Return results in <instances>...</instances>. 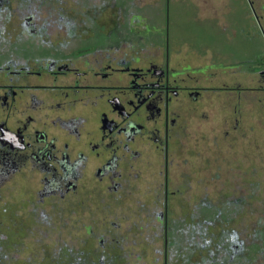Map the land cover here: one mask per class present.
Here are the masks:
<instances>
[{
	"label": "rangeland",
	"instance_id": "1",
	"mask_svg": "<svg viewBox=\"0 0 264 264\" xmlns=\"http://www.w3.org/2000/svg\"><path fill=\"white\" fill-rule=\"evenodd\" d=\"M65 38L81 43L69 48L74 54L104 65L144 67L168 54L187 66V86L215 89L172 101L169 116L191 129L186 164L171 171L166 234L156 151L142 152L124 177L130 183L113 193L88 163L74 193L48 192L49 174L25 163L3 181L0 171V264H264V0H0V95L9 69L32 61L45 71L63 54L51 44ZM101 64L97 71L108 72ZM111 75L94 81H128ZM29 79L54 83L46 73ZM77 106L52 108V126L77 128L66 117L85 114L92 132L78 145L89 149L106 104ZM66 138L77 146L76 133Z\"/></svg>",
	"mask_w": 264,
	"mask_h": 264
},
{
	"label": "flooded vegetation",
	"instance_id": "2",
	"mask_svg": "<svg viewBox=\"0 0 264 264\" xmlns=\"http://www.w3.org/2000/svg\"><path fill=\"white\" fill-rule=\"evenodd\" d=\"M76 39L65 38L51 44L55 48L58 47L56 44H60L63 54L62 57L49 58L45 66H40L45 71H33L32 61L26 68L17 65L20 76L11 71L9 65L6 66L10 81L2 86L3 93L0 95V171L6 174L1 181L29 163L28 166L49 174L50 178H43L44 187L49 188L48 192L63 188L64 191L74 193L83 179V173L78 168L88 163L94 167L96 178L106 176V190L113 193L123 186V181L126 184L132 180L124 177L133 173L135 159L142 152L153 150L161 155L159 184L165 189L163 217L166 234L167 190L169 183L173 185L171 171L176 161L178 167L186 164L185 134L191 129L186 126L181 129V124H176V120L169 116L170 111H176L172 101L181 91L196 99L202 89L215 88L187 86L184 83L186 79H193L184 74L187 66L180 62L173 64L168 54L151 58L144 67H137L131 62L124 67L112 66V62L104 65L96 61V58L92 60L81 50L76 54L69 50L74 46L82 48ZM113 59L114 63L117 62L116 57ZM120 62L118 60L117 64H123ZM96 64H101L100 68L109 71H97ZM13 65L15 67V63ZM23 69L28 70L24 77L20 72ZM120 72L128 76L127 83L104 85L94 81L98 76L106 77ZM42 73L53 77L54 83L29 79L30 75L39 76ZM261 75L264 77V73ZM102 101L106 107L100 111L94 135L84 142L86 146L89 145V149L78 145L83 134L89 136L92 132L86 125L88 118L85 114L79 112L66 117V122L75 124L77 128H65L63 125L60 133L54 130L52 125L56 120L50 116L52 108L69 109L71 105L85 107L91 103L101 104ZM80 125L83 126L82 131H79ZM175 127L181 130L179 136L175 134ZM68 130L76 133L77 146L70 145L66 138ZM193 134V140L197 141L194 130ZM196 148L191 147L192 151ZM182 181L180 179L175 183L180 185ZM50 183L54 185L53 188ZM166 241L165 238V250Z\"/></svg>",
	"mask_w": 264,
	"mask_h": 264
}]
</instances>
